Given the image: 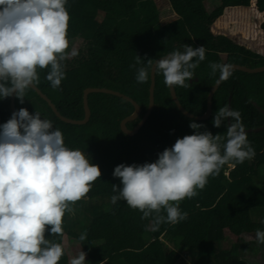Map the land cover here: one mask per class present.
I'll list each match as a JSON object with an SVG mask.
<instances>
[{
  "label": "trees",
  "instance_id": "1",
  "mask_svg": "<svg viewBox=\"0 0 264 264\" xmlns=\"http://www.w3.org/2000/svg\"><path fill=\"white\" fill-rule=\"evenodd\" d=\"M120 1L67 0L66 8L70 17L67 28L69 51L83 45L87 35L97 37L102 27L100 12L103 6L107 2ZM181 1L187 13L174 22V33L205 23L214 9L212 4L220 10L234 12L250 8L252 2L215 0L214 4L213 0ZM151 2L155 11L159 12L168 7L169 1ZM256 7L258 13L264 16V0H257ZM201 45L206 48L205 59L194 71V77L190 79L192 84L187 88L175 87L182 106L196 117L206 114L208 95L219 79V71L215 76L210 74V63H228L249 69L264 67V55L234 43L225 36L208 33ZM47 71L37 69L40 82L35 86L52 100L50 90L54 89L45 79ZM65 71L66 78L61 82L60 89L54 91L69 95L91 87L106 88L101 85L85 86L83 76L77 69ZM150 87L151 72L147 82H136L129 93L130 98L142 109L138 120L127 124L129 131L139 125L148 111ZM189 88L193 89V93H189ZM154 97V110L134 137L125 135L121 124L133 116L135 109L129 102L115 96L90 95L91 118L84 126L61 122L48 104L31 89L26 91L23 103L16 98V111L20 108H26L30 113L39 111L42 118L51 120L54 128L62 131L67 147L88 154L90 162L101 170V176L86 195L89 199L87 206L77 201L81 204L78 207L73 205L75 215L70 217L66 213L63 218V234L53 236L48 230L51 226H48L45 238L63 244L65 237H68L74 246L78 244V250L87 254L86 264H189L184 261L182 253L193 258V264H249L246 258L248 252L264 247L255 238L257 229L264 230V189L254 184V177L264 170V131L248 134V140L255 149L253 159L236 165L229 176L222 168L219 175L208 178L203 190H197L198 195L179 202L181 211L187 212L188 216L178 224L162 223L154 228L151 218L142 219V213L129 207L126 201L111 203L114 194L112 185H120V180L112 175L117 165L154 162L158 153L171 147L177 138L193 134L189 127L193 120L178 111L171 99L170 88L165 85L160 73H156ZM230 100L231 108L240 111L246 131L264 127V116L253 105L256 103L264 110V73L249 75L232 72L214 95L211 118L202 122L194 121L204 124L214 135L224 133L226 129L223 126L214 127L212 120L218 108L226 104L229 106ZM10 101L11 97L0 99L2 124L11 118ZM56 107L62 115L67 116L59 106ZM81 107L80 117H67L82 120L84 111ZM84 232L87 233V239L80 241L79 236ZM111 232H114V236L108 241Z\"/></svg>",
  "mask_w": 264,
  "mask_h": 264
},
{
  "label": "clouds",
  "instance_id": "2",
  "mask_svg": "<svg viewBox=\"0 0 264 264\" xmlns=\"http://www.w3.org/2000/svg\"><path fill=\"white\" fill-rule=\"evenodd\" d=\"M66 4L67 0H0V99L15 94L23 103L26 91L40 82L38 68L48 69L45 79L54 90L60 89L65 61L79 54L75 47L69 51ZM205 53L204 45L185 44L183 51L146 63L136 55L130 68L137 83L147 82L154 69L166 86L187 88ZM209 67L211 75L220 73L217 84L233 72L228 63L212 62ZM212 124L226 131L214 135L193 120V134L177 138L154 162L117 165L112 175L120 185H112L111 203L126 201L142 219L151 218L154 228L186 220L180 201L198 195L197 190L226 164L234 168L255 157L240 111L226 104L214 113ZM100 176L88 154L65 145L62 131L51 120L39 111H14L0 125V264H59L64 248L45 238L46 229L51 226L50 233L61 236L65 214L75 215L73 205L86 197ZM255 238L264 244V230L257 229ZM86 239V232L79 236L80 241ZM86 255L79 251L69 264H86Z\"/></svg>",
  "mask_w": 264,
  "mask_h": 264
},
{
  "label": "rangeland",
  "instance_id": "3",
  "mask_svg": "<svg viewBox=\"0 0 264 264\" xmlns=\"http://www.w3.org/2000/svg\"><path fill=\"white\" fill-rule=\"evenodd\" d=\"M151 1L107 2L100 12L101 32L97 37L87 35L85 43L76 48L79 54L65 62L66 69L79 70L85 86L101 85L129 94L136 83L135 70L130 68L135 63L136 55L145 63L147 59L158 60L174 50L183 51L185 44L201 46L208 33L225 36L234 43L264 55V16L258 13L257 0H252L250 8L234 12L220 10L212 4L214 9L205 23L178 33H174V22L187 13L182 1L168 0V7L159 12L155 11ZM212 2L215 4L216 1ZM188 83L190 86L192 81ZM83 91L64 95L50 90V96L67 116L77 119L81 116ZM189 93H193V89L189 88ZM223 168L226 176L234 170L230 164ZM254 184L264 189V170L254 177ZM88 200L85 197L80 201L87 206ZM81 202H76L75 206L78 207ZM113 236L114 232L109 233L107 240L110 241ZM62 246L64 255L59 264H69L70 259L81 251L78 250V244L74 246L68 237H65ZM182 257L187 263L193 264V258L183 253ZM246 258L249 264H264V247L248 252Z\"/></svg>",
  "mask_w": 264,
  "mask_h": 264
},
{
  "label": "water",
  "instance_id": "4",
  "mask_svg": "<svg viewBox=\"0 0 264 264\" xmlns=\"http://www.w3.org/2000/svg\"><path fill=\"white\" fill-rule=\"evenodd\" d=\"M234 71H239V72H243L249 75H255V74H261L264 73V67L262 68H258V69H249L243 66H239V65H233V72ZM223 82V81H222ZM221 83L217 84L211 89L209 95H208V99H207V112L205 115L201 116V117H196L194 115H192L191 113H189L180 103L178 97H177V93H176V89L175 87H169L170 88V95H171V99L174 102V104L176 105L178 111L186 118L191 119V120H196L199 122L202 121H207L211 118L212 116V112H213V98L214 95L216 94V92L218 91L219 87L221 86ZM155 87H156V72L153 69V72H151V87H150V98H149V108L148 111L146 112L145 116L143 117L142 121L139 123V125L133 130V131H129L127 129V124L131 123V122H135L136 120H138V118L140 117V115L142 114V109L140 108V106L132 99L130 98L129 94H125V93H120L118 91L109 89V88H87L83 91V100H82V106H83V111H84V118L82 120H74L71 119L67 116H64L61 114V112L58 110V108L56 107V105L52 102L51 99H49L44 93H42L41 90H39L35 85L32 86L30 89L33 90L44 102H46L48 104V106L50 107V109L52 110L53 114L64 124L67 125H74V126H84L87 125L88 122L90 121L91 118V111L89 108V97L90 95L93 94H106V95H111V96H115L118 97L124 101L129 102L135 109V113L133 114V116L127 118L126 120H124L121 124V130L122 132L129 136V137H134L136 136L139 131L141 130V128L145 125V123L147 122V120L149 119V117L151 116L153 110H154V105H155ZM15 100H16V96L15 94H13V96H11V101H10V108H11V112L13 113L14 111H16V107H15ZM254 107L264 116V110L259 107L256 103L253 104ZM229 107L231 108V100L229 101ZM0 125H2L1 121H0ZM264 131V127L262 128H258V129H253V130H247V134L250 133H259Z\"/></svg>",
  "mask_w": 264,
  "mask_h": 264
},
{
  "label": "flooded vegetation",
  "instance_id": "5",
  "mask_svg": "<svg viewBox=\"0 0 264 264\" xmlns=\"http://www.w3.org/2000/svg\"><path fill=\"white\" fill-rule=\"evenodd\" d=\"M190 81H192V80H190ZM192 84V83H191Z\"/></svg>",
  "mask_w": 264,
  "mask_h": 264
}]
</instances>
